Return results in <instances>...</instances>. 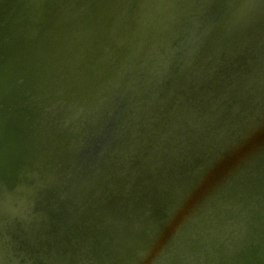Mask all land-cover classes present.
Wrapping results in <instances>:
<instances>
[{"label":"water","instance_id":"water-1","mask_svg":"<svg viewBox=\"0 0 264 264\" xmlns=\"http://www.w3.org/2000/svg\"><path fill=\"white\" fill-rule=\"evenodd\" d=\"M0 264H264V0H0Z\"/></svg>","mask_w":264,"mask_h":264}]
</instances>
